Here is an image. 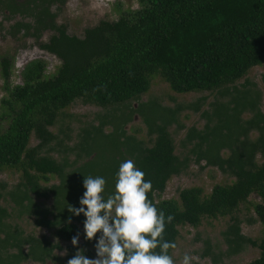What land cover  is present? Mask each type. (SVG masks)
<instances>
[{
    "label": "trees",
    "instance_id": "16d2710c",
    "mask_svg": "<svg viewBox=\"0 0 264 264\" xmlns=\"http://www.w3.org/2000/svg\"><path fill=\"white\" fill-rule=\"evenodd\" d=\"M138 1L140 9L126 10L117 20H100L85 28L83 36L69 34L65 25H51L55 32L39 43L61 61L50 76L45 74V63L34 60L22 71V84L11 85L12 59L0 57L5 92L0 123H7L0 129V172L20 173L11 188L0 181V203L8 199L13 204L12 210L0 204V264L58 260L54 251L62 248L59 242L25 233L8 219L34 217L35 225L54 229L56 236L70 241L80 235L85 217L72 215L67 205L80 206L84 176L105 177L106 193H110L115 173L127 159L134 160L144 179L152 181L148 199L173 217L166 223L165 240L177 245L179 226L197 227L204 218L230 216L232 221L223 231L227 248L222 256L252 245L260 252L249 264H264V237L256 240L242 234L235 215L256 193L261 201L254 204V212L264 232V113L259 92L247 88V82L243 87H228L250 68L264 64V0ZM47 17L41 14L38 22ZM154 76L177 93L218 90L228 96L203 111L202 129L188 130L183 145L191 142V147L186 154L176 153L168 129L172 124L183 127L178 121L181 107L162 106L155 99L139 102L128 115H114L83 128L79 141L63 149V157L51 154L63 139L50 128L75 99L101 106L127 104L149 89ZM245 112L251 117L243 118ZM135 113L145 123L150 142L127 133L125 124ZM109 123L114 126L107 132ZM252 132L257 136L251 137ZM32 135L38 143L29 146ZM69 150L75 155L72 160ZM82 157L86 159L79 163ZM192 161H205L233 180L214 185L207 195L194 186L180 190L178 199L157 200L169 179L185 172ZM52 175L59 182L47 185ZM37 198H52V205L45 206ZM82 238L80 245L67 247L65 259L74 256L77 248L91 256L95 239L85 240L83 232ZM175 248L168 250L171 256Z\"/></svg>",
    "mask_w": 264,
    "mask_h": 264
},
{
    "label": "rangeland",
    "instance_id": "374dc122",
    "mask_svg": "<svg viewBox=\"0 0 264 264\" xmlns=\"http://www.w3.org/2000/svg\"><path fill=\"white\" fill-rule=\"evenodd\" d=\"M11 6H14L11 9ZM141 5L138 0H0V57L8 56L12 59V71L10 84H22V71L25 66L34 60H41L46 65L45 74L50 76L57 70L61 61L54 54L49 53L39 47V43L46 42L55 32L51 25H65L69 34L83 36L84 29L96 25L100 20H117L126 10H138ZM41 14H47L43 23L38 19ZM264 64L254 66L248 70L246 75L239 79L229 88L243 87L247 82V88L258 91L260 94V109L264 113ZM4 81L0 69V100L5 95L3 90ZM155 99L160 105L167 107L180 106L177 124H172L168 129L174 138L176 153L184 155L191 147V142L183 145V140L191 127L202 129L206 122L203 111L211 109V103L215 100H227V95H221L218 90L196 91L190 93L174 92L167 82L161 77L151 78L149 89L139 96V99L132 100L127 104H114L101 106L89 102L82 98L75 99L59 116L57 123L50 129L63 139L62 144L52 151L55 157H63V149L74 146L79 141V134L83 128H91L98 125L103 119H110L112 116L121 114L128 115L132 107H137L139 102ZM199 107L196 110V107ZM251 113L245 112L243 118L251 117ZM114 124L105 126L106 131L112 130ZM7 127L6 122L0 123V129ZM128 134L135 135L138 139L150 142L147 135V128L141 116L135 113L125 124ZM257 133L252 132L251 137H256ZM38 143L35 136H31L29 146ZM66 144V146H64ZM81 152L80 150H78ZM69 160L75 155L70 150ZM224 155L227 154L225 151ZM83 158V157H82ZM83 158L79 163L83 162ZM259 162L261 159L259 158ZM20 179V173L12 170L0 172V181L7 183L8 188L13 187ZM233 178L215 166H206L205 161L196 163L190 162L187 170L181 174L173 175L166 184L162 193H157L156 199H178L180 190L184 188L199 186L207 195L216 184H226L232 182ZM57 176L52 175L47 185L58 183ZM45 206L52 205V198L36 199ZM260 197L253 193L248 201L242 203L235 215L240 219L241 233L252 239L259 240L264 237L263 226L257 220L254 212V204L260 202ZM1 205L12 210L13 204L8 200H2ZM12 223H17L25 233H32L35 236H46L52 242H59L61 249H56L54 254L58 260H47L45 263L28 260L22 264H67L66 255L68 246H72L70 241L62 240L55 234L54 229L37 226L34 224V217L13 215L8 219ZM232 220L230 216H219L217 218H204L197 226H179V237L172 258L175 264H181L182 257L188 253L192 257V264H249L259 256L257 246L247 245L241 252L222 256L227 245L223 236ZM80 226V224H79ZM81 227V226H80ZM83 229L81 227L80 239L77 245L83 242ZM62 253H65L61 255ZM95 257V250L91 248L90 258Z\"/></svg>",
    "mask_w": 264,
    "mask_h": 264
},
{
    "label": "clouds",
    "instance_id": "9594fccd",
    "mask_svg": "<svg viewBox=\"0 0 264 264\" xmlns=\"http://www.w3.org/2000/svg\"><path fill=\"white\" fill-rule=\"evenodd\" d=\"M144 177L132 159L120 163L110 193H106L105 177L84 176L80 206L67 207L72 215L85 217L84 239H95V257H87L77 248L67 264H175L168 250L176 245L164 239L166 223L173 217L148 199L152 181ZM79 239V233L73 235L72 246ZM181 264H192V257L185 253Z\"/></svg>",
    "mask_w": 264,
    "mask_h": 264
}]
</instances>
